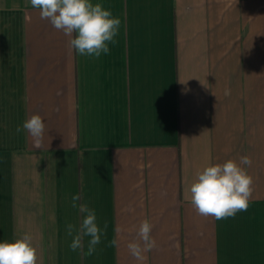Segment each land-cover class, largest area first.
Segmentation results:
<instances>
[{
    "label": "crops",
    "instance_id": "1",
    "mask_svg": "<svg viewBox=\"0 0 264 264\" xmlns=\"http://www.w3.org/2000/svg\"><path fill=\"white\" fill-rule=\"evenodd\" d=\"M93 2L122 21L99 59L29 0H0V241L31 234L39 264H264V0ZM33 115L39 147L16 132ZM243 156L248 210L199 215L197 173ZM73 196L107 224L92 256L88 237L69 247ZM144 220L157 247L138 261Z\"/></svg>",
    "mask_w": 264,
    "mask_h": 264
},
{
    "label": "clouds",
    "instance_id": "2",
    "mask_svg": "<svg viewBox=\"0 0 264 264\" xmlns=\"http://www.w3.org/2000/svg\"><path fill=\"white\" fill-rule=\"evenodd\" d=\"M32 9L38 10L40 18L47 20L53 28L69 37V46L76 54L99 59L110 55V45L117 43L122 21L100 3L93 0H29ZM46 123L40 115H33L16 128L17 134L27 132L34 145L39 147L46 134ZM252 160L248 156L239 162L227 160L206 166L197 173L196 181L188 189L191 205L203 217H212L217 221L234 218L240 212H246L253 193V178L246 167ZM79 196L72 197V207L79 208L83 220L77 228L66 225V235L71 237L69 245L73 252H83V238L88 237L86 256L96 252V246L102 242L107 224L101 228L94 208L86 204L77 205ZM153 225L144 220L138 230L139 241L129 242L130 254L138 261L145 260L146 253L157 247L152 236ZM119 241L112 239L110 247H117ZM0 264H39V255L33 244V236L25 233L13 242L0 241Z\"/></svg>",
    "mask_w": 264,
    "mask_h": 264
}]
</instances>
